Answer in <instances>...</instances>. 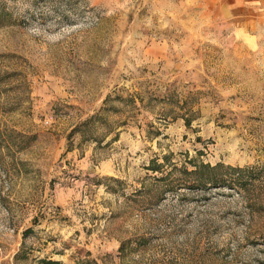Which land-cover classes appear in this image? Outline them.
<instances>
[{"label": "rangeland", "instance_id": "374dc122", "mask_svg": "<svg viewBox=\"0 0 264 264\" xmlns=\"http://www.w3.org/2000/svg\"><path fill=\"white\" fill-rule=\"evenodd\" d=\"M0 264H264V12L0 0Z\"/></svg>", "mask_w": 264, "mask_h": 264}, {"label": "trees", "instance_id": "16d2710c", "mask_svg": "<svg viewBox=\"0 0 264 264\" xmlns=\"http://www.w3.org/2000/svg\"><path fill=\"white\" fill-rule=\"evenodd\" d=\"M202 167L205 168V169H209V171L211 172V176H212L211 177V181H213L215 183H218V182H220V178H224L222 174L220 175L217 172L220 168H218V167H212L209 164H203ZM229 170L230 171H227V173L229 175H231V174L234 175L235 178L233 180L235 182L237 181V183L241 184V179H240V175L241 174L240 173H242L244 170L241 169V168H234V167H229Z\"/></svg>", "mask_w": 264, "mask_h": 264}, {"label": "crops", "instance_id": "0c3cea01", "mask_svg": "<svg viewBox=\"0 0 264 264\" xmlns=\"http://www.w3.org/2000/svg\"><path fill=\"white\" fill-rule=\"evenodd\" d=\"M244 4L253 8L259 7L264 12V0H244Z\"/></svg>", "mask_w": 264, "mask_h": 264}]
</instances>
